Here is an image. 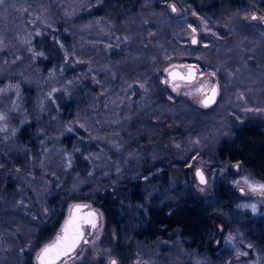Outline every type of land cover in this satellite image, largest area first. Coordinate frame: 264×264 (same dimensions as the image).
I'll list each match as a JSON object with an SVG mask.
<instances>
[{
    "label": "rangeland",
    "instance_id": "rangeland-1",
    "mask_svg": "<svg viewBox=\"0 0 264 264\" xmlns=\"http://www.w3.org/2000/svg\"><path fill=\"white\" fill-rule=\"evenodd\" d=\"M208 1L158 0L165 3L160 4L161 11H140L137 22L136 16L126 13L118 23L102 7L104 0H4L0 4V167L11 165L6 171L15 184L13 192L16 190L15 198L0 204V210L22 212L30 222H36L40 210L36 194L44 183L53 195L77 192L80 196L104 188L116 191L129 177L144 180L146 202L151 196L174 202L184 185L215 207L212 190L227 174L221 204L233 202L237 211L264 220V194L250 188L264 181L238 163L228 165L216 157L218 146L232 139L235 128L248 122L264 127V30L259 26L264 19V0H246L239 12L233 9L230 13L224 12V0H211L217 2L220 12H205L198 4ZM52 8L64 15L58 25L50 16ZM254 13L256 20L251 18ZM152 17L165 19L170 35L160 47L166 57L152 71L169 91L156 96L160 103L152 97L146 79L137 73L132 77L143 65L137 57L144 56L146 44L157 45V37L145 25ZM241 23L250 31L256 27V36L239 39V32L245 30L236 31ZM225 26H232L233 31L228 33ZM64 32L71 34L72 43L63 47L65 51L52 44ZM194 36L198 38L195 45L191 43ZM52 49H57L58 55L49 57ZM48 57L58 64L45 68ZM188 66L197 68L193 81L169 80L170 70L186 71ZM83 79L90 85L82 92ZM214 85L218 87L216 101L205 106V92ZM79 95L84 100L75 102L74 113L57 108L62 99ZM76 153L84 155L90 172L85 178L72 174L64 187V173L71 170ZM20 154L22 159H16ZM11 155L14 163L9 161ZM36 164L37 175L31 172ZM197 168L207 177L205 185L196 179ZM23 173L27 180L19 176ZM88 181L95 191L82 189ZM72 199L66 215L72 203H88L99 211L101 222L88 243L65 264H112L113 260L116 264L211 263L204 245L183 244L171 238V232L166 239L131 241L123 227L121 232L108 229L105 215L95 203ZM3 241L10 243L9 238ZM128 241L131 248L123 246ZM45 244L34 253V262ZM213 244L218 251L216 264H264V246L253 247L237 224L228 228L219 225ZM4 257L0 255V260Z\"/></svg>",
    "mask_w": 264,
    "mask_h": 264
},
{
    "label": "trees",
    "instance_id": "trees-1",
    "mask_svg": "<svg viewBox=\"0 0 264 264\" xmlns=\"http://www.w3.org/2000/svg\"><path fill=\"white\" fill-rule=\"evenodd\" d=\"M244 1L246 0H224L221 4L226 5L224 12L228 11L227 13H230L233 9L239 12ZM237 2L240 4L234 5V3ZM203 3L198 5L199 7L206 8L204 10L205 12L213 13L219 11L218 7H216L218 5L216 1L209 0ZM160 4L158 0H104L102 7L110 11L112 14L111 19H113L115 23H118L123 20L122 18L126 13H131L136 16L137 18L134 20L137 22L140 11L146 14L156 13L162 10L161 5H165V3ZM104 5L106 7H104ZM194 6L197 7V3H194ZM52 9L50 11V16L54 24L58 25L60 20H62L61 18H64V15H62L58 9ZM225 21H228L227 18H225ZM145 25L146 29L149 30L148 32L157 37V40H155L157 41V45L152 44L153 42L146 44L144 56L140 58L137 57V60L142 62L143 65L141 68L139 67V70H136L132 77L137 73L136 75L146 79L149 87H152L151 90L155 94H153L152 97L154 99L156 98L157 102L160 103L161 100L156 96L169 94V91L163 86L162 82H160V76L154 77L152 71L154 73L156 63L164 59L165 55L163 56V51L162 48L160 50V47L165 46L167 40H170V35L168 33L169 26L165 23V19L161 17H152L149 23ZM259 26L262 25L259 24ZM225 28L228 29V33L229 30L233 31L232 26H229V28L225 26L224 29ZM236 28L237 32L239 28L245 29L244 33L239 32V39L249 34V36H256L255 31L253 32L256 27L250 31L245 24L241 23V25L236 26ZM261 29L264 30L263 27H261ZM246 32L248 34H245ZM155 36L151 37L154 38ZM231 36L234 38V34L231 33ZM235 38L238 39L236 34ZM69 40H71V34L64 32V34H61V37L54 39L52 44L57 45L59 49L65 51L63 47L72 44ZM90 41H93V39H90ZM57 51V49H52L49 52V57H51L50 54L58 55ZM122 52H124V50ZM208 56L212 59L211 55ZM233 57H235V55H233ZM82 60H86V57L82 58ZM53 64L58 63H53V59L49 58L45 61L44 66L45 68H50ZM35 66L40 69L37 61ZM65 66H67V64H65ZM152 77H154L155 80ZM82 81L84 84V86L81 85L83 92L88 89L90 81L84 79ZM71 98L72 97H70L69 100L66 97L59 101L57 108L61 112L68 109L67 111L72 110L74 113L78 106L76 103L82 104L84 98L82 95H79L78 98H74V96L73 99ZM161 104L163 105V103ZM22 133H24V131ZM231 136L232 139L230 141L224 140L221 145L218 146L216 151L217 159L224 160L228 165L238 163L244 171L264 181V127L254 122H248L235 128ZM34 150H36V147ZM21 156L22 154H20V156L16 155V159H22ZM9 159L12 163L15 162L14 156ZM86 161L83 154L76 153L74 165L71 170L64 173L67 174L64 179V187L68 185L72 174L78 173L81 177H87L90 172V167L87 165ZM10 167L11 165L9 168ZM36 167L37 168L33 167L31 172L37 175L39 172L37 164ZM7 168L0 167V204H3L6 200L15 198L14 194L16 193V190L13 192L15 184L9 172L6 171ZM23 169L28 172V169ZM19 176L23 177V179H28L25 173ZM140 179L141 178L137 179V181L130 180V177L124 179L116 191H111L109 190L110 188L102 189L101 187L102 191H105H98L92 195L87 193L86 195L80 196H76L77 192L75 195L68 192H64L63 194L55 193V195H53L51 190L45 189L48 184L44 183L43 186L38 188L42 189V191L37 190L38 194H36L40 199V210L36 222H30L22 212H11L9 209L0 210V240H2L0 244V255L5 256L4 261L0 260V264H35L33 259L34 253L40 246L55 237L65 218L68 202L73 200L72 196L95 203L103 211L108 229H117L118 232H121V228L123 227L122 229L127 232V238L129 237L131 241H141L143 237H147V240L157 237L166 239V234L171 232L170 237H173L174 240L179 239L183 244H189L191 246H197L196 244H198L199 247L204 245V253L212 259L210 264L217 263L218 251L213 241L219 231V225H226V228H228L233 224H237V227L241 229L245 239L248 240L253 247L264 246V220H256V218L249 213L237 211L233 202L221 204V199H223L222 186L227 181V174H225L224 178L220 177L218 179L217 182L220 184L215 183L212 190V197L217 201L216 206L214 205L215 207L209 205L197 195L190 193L188 190L189 188L187 189L184 185L181 186L180 196H177L174 202L168 198L162 199L160 196H151V200L146 202L145 191L142 186L144 180L140 181ZM101 184L104 183L102 182ZM134 184L135 186H133ZM93 188V183L89 181L87 183L85 182V185L82 187L84 191L90 192ZM225 213L230 214L233 218L229 215L230 218L227 217L225 219L223 217ZM236 219L241 220L237 221ZM9 223H13V225L7 227ZM16 229H18L20 233L17 232ZM29 230L30 232L27 234ZM8 238L10 243L7 244V242L3 240ZM123 246L131 248L130 241L124 243ZM12 247H14V249H9ZM199 250L198 248V251ZM186 262H182L181 264H186Z\"/></svg>",
    "mask_w": 264,
    "mask_h": 264
},
{
    "label": "water",
    "instance_id": "water-1",
    "mask_svg": "<svg viewBox=\"0 0 264 264\" xmlns=\"http://www.w3.org/2000/svg\"><path fill=\"white\" fill-rule=\"evenodd\" d=\"M253 16H255L256 19L258 18V15L256 13H254L251 16L252 19H253ZM260 22L264 27V19L261 20ZM195 38L198 41V38L196 36H195ZM191 43H192V39H191ZM193 45H195V44H193ZM196 75H197V68L195 66H188L186 71H182L179 68H174L168 72V78L171 82L175 81V80H184L186 82H191L195 79ZM213 88L216 89L215 96H213V94H212ZM217 94H218V87L216 85H214L210 90L205 92V96L202 100L203 105H205V101H207V106L212 105L216 101ZM198 169L203 173L204 179L207 183V177H206L204 171L202 170V168H197L196 171ZM196 171H195V176H196ZM196 179L200 183V180L197 176H196ZM205 184H201V185H205ZM242 191L243 190L241 189V192ZM77 205L81 206L78 210L76 209ZM89 213H94L95 215L89 216L88 215ZM70 218H75L76 224L79 226V230L82 233V237L77 242L74 250L70 251L69 255L65 256L61 252V255L57 256L56 255L57 251L63 249L65 246V242L63 241V239L58 241L57 237L63 238V236H64V231H63L64 225L67 221H69ZM89 221H93L95 224V227H93L92 223H89ZM100 222H101L100 213L96 208L90 206L88 203H81V202L72 203L68 208L67 215H66L62 225L60 226L59 231L57 232V234L55 235V237L52 241L48 242L47 244H45L40 249V251L38 252V254L35 257V263L41 264L42 250L46 246L59 245V248L53 247V249L48 253V255L46 257H44V259L47 262V260L54 257L55 258L54 264H65L66 262H68L69 260H71L72 258H74L76 256V254L82 248L83 245L88 243L91 235L94 233V231L97 228H99ZM73 235H74L73 229L70 228L68 231L69 240H71ZM85 240H87V243L84 242Z\"/></svg>",
    "mask_w": 264,
    "mask_h": 264
},
{
    "label": "snow or ice",
    "instance_id": "snow-or-ice-1",
    "mask_svg": "<svg viewBox=\"0 0 264 264\" xmlns=\"http://www.w3.org/2000/svg\"><path fill=\"white\" fill-rule=\"evenodd\" d=\"M3 3H4V0H0V4H3ZM172 10L173 11L176 10L175 6H172ZM253 19H256V17L253 16ZM192 31L195 32L196 29L193 28ZM197 42L198 41H197V39L194 36L192 38V43L196 44ZM215 93H216V89L213 88L212 89L213 96H215ZM205 106H207V101H205ZM0 119H3V117H0ZM196 176L199 178L201 184H205L206 183V181L204 179V176H203V173L199 169L196 171ZM250 188L253 191L259 190L262 194H264V184H261V185H250ZM80 207L81 206L77 205L76 209L78 210ZM251 207H252L253 212H255L256 211V205L253 204ZM88 215L89 216H94L95 214L94 213H89ZM89 223H92L93 227H95V224H94L93 221H89ZM70 228H72L73 232H74V235L71 238V240H69V237H68V231H69ZM63 231H64L63 238L57 237V240L60 241L61 239H63V241L65 242V246H64L63 249L57 251V253H56L57 256L61 255V252L65 256L69 255L70 251L74 250L77 242L82 237V233L79 230V226L76 224L75 218H70L69 221H67L65 223ZM84 242L87 243V240H85ZM53 247L59 248V245H56V246L49 245V246H46L42 250L41 264H54V259H55L54 257L49 259V260H47V262L44 259V257H46L48 255V253L53 249ZM112 264H116V261L113 260Z\"/></svg>",
    "mask_w": 264,
    "mask_h": 264
},
{
    "label": "flooded vegetation",
    "instance_id": "flooded-vegetation-1",
    "mask_svg": "<svg viewBox=\"0 0 264 264\" xmlns=\"http://www.w3.org/2000/svg\"><path fill=\"white\" fill-rule=\"evenodd\" d=\"M254 20H256V19H254ZM262 25V24H261Z\"/></svg>",
    "mask_w": 264,
    "mask_h": 264
}]
</instances>
